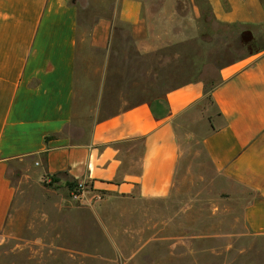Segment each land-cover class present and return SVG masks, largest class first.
<instances>
[{"label":"crops","instance_id":"0c3cea01","mask_svg":"<svg viewBox=\"0 0 264 264\" xmlns=\"http://www.w3.org/2000/svg\"><path fill=\"white\" fill-rule=\"evenodd\" d=\"M207 1L218 22L264 25L260 0ZM170 5L115 0L112 16L91 26L88 46L105 52L116 22L137 29ZM78 25V0H0V232L19 204L10 171L22 160L33 163L37 179L51 177L61 186L50 206L75 217L77 230L100 200L90 205L87 191L73 200L69 183L107 200L168 197L180 158L176 124L198 112L206 123L203 152L227 190L251 193L244 228L264 240V50L221 67L211 102L207 84L192 81L83 127L74 119Z\"/></svg>","mask_w":264,"mask_h":264},{"label":"rangeland","instance_id":"374dc122","mask_svg":"<svg viewBox=\"0 0 264 264\" xmlns=\"http://www.w3.org/2000/svg\"><path fill=\"white\" fill-rule=\"evenodd\" d=\"M78 4L74 119L83 127L187 82L210 87L221 67L264 50V25L218 22L207 0H171L137 29L116 22L108 48L97 51L88 46L91 26L112 16L115 0ZM205 124L198 112L177 122L180 158L168 197L107 200L86 188L90 205L100 203L80 230L50 206L61 198L56 180L37 179L32 162L15 163L19 204L0 232V264H264V240L244 228L252 195L226 189L201 147Z\"/></svg>","mask_w":264,"mask_h":264},{"label":"built area","instance_id":"2783aa9c","mask_svg":"<svg viewBox=\"0 0 264 264\" xmlns=\"http://www.w3.org/2000/svg\"><path fill=\"white\" fill-rule=\"evenodd\" d=\"M86 187L82 183H76L73 185V188L69 190L70 196L73 200H82L84 198V192Z\"/></svg>","mask_w":264,"mask_h":264},{"label":"trees","instance_id":"16d2710c","mask_svg":"<svg viewBox=\"0 0 264 264\" xmlns=\"http://www.w3.org/2000/svg\"><path fill=\"white\" fill-rule=\"evenodd\" d=\"M261 1V3H263L264 4V0H260ZM241 25V24H240ZM213 86V85H212ZM212 86H210V87H208L207 88V94H206V99H207V101H209V102H211L212 100H211V91H212ZM73 184V183H72ZM68 189H70L71 188V184L69 183L68 185Z\"/></svg>","mask_w":264,"mask_h":264}]
</instances>
